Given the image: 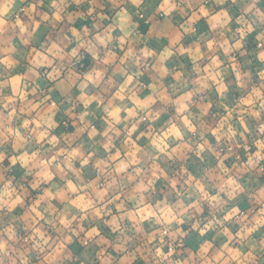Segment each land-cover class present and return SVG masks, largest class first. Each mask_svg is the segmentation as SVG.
<instances>
[{
	"label": "clouds",
	"instance_id": "obj_1",
	"mask_svg": "<svg viewBox=\"0 0 264 264\" xmlns=\"http://www.w3.org/2000/svg\"><path fill=\"white\" fill-rule=\"evenodd\" d=\"M0 264H264V0H0Z\"/></svg>",
	"mask_w": 264,
	"mask_h": 264
}]
</instances>
